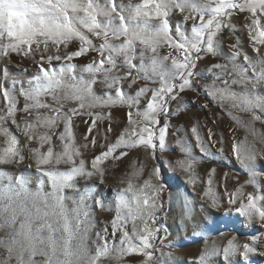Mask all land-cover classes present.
<instances>
[{"label": "snow or ice", "instance_id": "obj_1", "mask_svg": "<svg viewBox=\"0 0 264 264\" xmlns=\"http://www.w3.org/2000/svg\"><path fill=\"white\" fill-rule=\"evenodd\" d=\"M176 10L184 14L183 21L173 25L170 17ZM236 13L249 14L250 24L245 26L256 58L243 53L239 42L233 44L231 73L228 64H212L207 71H219L214 73L213 84L205 85V88L218 103L228 102L233 109L250 113V119L243 123L253 136H257L255 122L264 123V90H261L264 86V48L261 47L264 46V0H141L126 6H118L114 0H104L103 4L100 0H0V60L12 54L28 57L40 53L38 69L27 81V88L22 81L11 77L6 67L2 73L3 80L10 79L11 88L2 90L6 114L0 116V136L5 137L6 146L0 148V165L18 164L25 159L18 137L5 126L10 119L28 142L38 144L30 149L38 184L33 190L23 175L13 177L0 169V230H8L7 239H0V247L7 253L0 264H12L13 260L15 264H101V259L113 252L118 260L124 255L135 254L144 257L141 264H159L154 259L153 242L163 239L159 237L161 231L167 234V229L156 219L158 209L163 207L158 203L159 193L164 188L160 182L163 164L158 163L139 187L134 188L130 180L127 187L116 191V215L111 221V234L113 237L119 234V246L109 245L105 240L102 245H97L94 254L87 244L89 231L94 226L87 201L93 198L95 186L79 191L76 181L98 175L102 182L103 161L127 156L126 149L142 147L154 159H158L157 151L167 150L168 124L157 128L161 124L159 117L173 115L169 110L170 103L177 100L179 93L193 87L195 77L201 75L195 71L197 62L206 54H221L219 34L224 29L236 31L232 21ZM153 19L157 22L152 23ZM189 20L192 21L190 32L185 28ZM90 37H95L99 43H94ZM73 41L78 42V47L67 51ZM165 46L168 52L161 56L160 49ZM61 47L65 50L63 54ZM53 49L55 54H51ZM91 53L96 55L83 66L78 76L77 65L71 61ZM241 56L247 67L236 63ZM53 60L64 63L56 68L52 66ZM248 69H251V76L247 75ZM83 72L89 74L87 80ZM232 74L238 78L229 80L227 77ZM98 78H102L100 83L108 90L103 96L96 95L93 90ZM139 80H151L159 87H149L145 83L134 95H129L128 89ZM219 80H223L222 86L215 83ZM125 82L127 88L123 87ZM18 84L19 95L25 101L20 111L34 114L33 120L18 122L16 119ZM237 84L243 86L242 90H233L232 86ZM44 97H51L52 103L45 102ZM142 99L146 100V106L139 110ZM69 102L76 106L65 110V104ZM116 105H126L137 111L127 113V126L115 143L108 144L105 151L93 158L89 170L83 159H77L80 148L74 144L72 117L86 114L85 110ZM41 109L50 114L41 113ZM87 114H91L90 111ZM229 115L241 123L238 116L231 112ZM102 119L104 116L96 113L85 136L86 141L92 136L93 147L98 144L92 135L93 129ZM61 123L63 131L58 139L62 150L55 151L52 138ZM41 128L46 131L40 133ZM107 131H112L111 126ZM192 132L200 151L208 155L195 127ZM213 135L209 129V141ZM258 138L264 143V133ZM45 145L47 149L43 151ZM117 149H121L118 156ZM182 150L188 155L191 153L190 146L182 145ZM232 151L250 174L246 183L255 184L260 175L256 171L257 158L264 152L257 150L255 142L249 143L247 139L237 142L235 138ZM168 163L170 166L171 162ZM177 163L185 171H191L193 167L191 160ZM62 164L68 167L62 170L59 167ZM144 167L141 164L139 171L132 175H142ZM214 173L215 169H212L210 176ZM45 183L51 186L50 192L44 191ZM208 183L211 185V178ZM66 190L79 194V199H73L75 207L71 212L65 201L72 197L65 195ZM242 190L243 186L229 194V204H235L240 198L235 211L249 224L257 221L264 226V205L260 203L264 197L247 193L245 202ZM96 202L103 206L102 200ZM213 204H216L214 198ZM187 219L190 217L186 216ZM137 221L143 226L139 227ZM129 222L131 231L127 228ZM97 236L102 238L100 233ZM261 244H264L262 237L253 236L251 242L242 246L233 238L223 248V256L227 260L239 254L244 264H251L253 256H264V251L259 250ZM215 254V248L206 250L200 255L199 264H208ZM161 255L165 257L164 264H175L172 253Z\"/></svg>", "mask_w": 264, "mask_h": 264}, {"label": "rangeland", "instance_id": "obj_2", "mask_svg": "<svg viewBox=\"0 0 264 264\" xmlns=\"http://www.w3.org/2000/svg\"><path fill=\"white\" fill-rule=\"evenodd\" d=\"M119 6L121 4L128 5L130 2L134 5L140 3L141 0H114ZM103 4L104 0H100ZM119 10V9H118ZM126 16L128 12L124 13ZM183 15L178 10L174 11L170 17L173 25L183 21ZM248 13H236L232 17L233 23L236 25V31L224 29L219 34L221 41V54L212 56L206 54L197 62L196 72L201 75L195 77L193 87L179 93L177 100L172 101L169 105V110L173 112L170 117H159L161 124H168L167 134L165 137L167 150L164 152H156L154 159L151 153L140 147L126 149L127 156L119 159L109 158L101 164L104 170L103 181L98 175H93L89 179L78 178L76 183L79 191H83L86 187H92L93 198L87 201L90 214L94 221V226L91 227L87 244L92 254L95 253L97 245H102L105 240L109 245L119 246L120 236L117 234L112 236L111 221L116 215V191L127 187L128 182L134 185V188L143 184V181L148 178L149 173L158 166V163L163 164L164 172L161 178V183L164 184L163 190L159 193L158 203L163 207L157 211L156 219L162 223L167 229V234L164 231L159 233V237L154 243V259L159 261V264H164L165 257L161 253H172L175 258V264H199V257L206 250L211 251L216 249V254L211 256L208 264H244L243 258L237 254L229 257L227 260L223 256V248L227 247L228 241L235 238V242L239 245L251 242L253 236L264 238V226L259 222L253 221L249 224L245 217L240 216L235 209L239 207L240 198H237L235 204H229L230 193H235L237 189L243 186V200L247 201V193H253L254 196L264 197V155L259 156L256 162V171L260 173L256 177V183H246L250 179V174L240 162L236 159L232 151L233 140L237 142L247 141L255 142L256 148L260 152H264V143L258 138L260 133H264V123L255 122L254 128L258 135L253 136L243 122L250 119V113L239 112L231 107V104L224 102L218 103L212 96L207 94L208 89L205 85H212L214 82V73L207 71L212 64L221 63L229 65V73H231L230 56L232 52L231 46L239 42V47L243 53H246L253 59L256 58V53L253 51L252 41L249 39L248 28L245 26L250 24L247 18ZM118 22V20H117ZM155 19L152 23H156ZM192 21L189 20L185 24V28L190 32ZM94 43H99L95 37H90ZM78 47V42L73 41L67 51H72ZM264 48V46H261ZM51 48V46H50ZM61 47V54L64 53ZM168 48L162 47L160 55L167 54ZM49 53H45L48 55ZM51 54H55L54 49ZM96 55L91 53L89 56L73 59L71 63L76 64V74L79 76L84 65L88 64L91 57ZM40 53L35 56L24 57L23 55L12 54L10 57L0 60V116L6 114V103L3 99L2 90L11 88L10 79L3 80L2 73L6 67L11 77L22 81L24 87L27 88V81L30 80L38 69ZM47 64V61H44ZM64 61H52V66L59 68ZM170 63V61L168 62ZM241 67H247L243 61V56L236 61ZM87 80L89 74L82 73ZM135 75V73H133ZM248 76H251V69H248ZM229 80L238 78L232 74L227 77ZM93 85V90L96 95L103 96L108 90L100 83ZM158 80V78H156ZM147 83L149 87H159V84H153L151 80H139L137 85L128 89L129 95H134L137 88L144 86ZM219 86L223 85V80L215 81ZM19 87L17 85L16 95L18 97V111L16 119L18 122H23L25 119L33 120L34 114L29 115L20 109L25 103L24 98L19 95ZM127 88V82L123 85ZM233 90H242V85H233ZM264 90V86L262 89ZM45 102L52 103L51 97H44ZM206 105V107H204ZM76 106L69 102L65 104V110L69 107ZM146 106V100H141L139 110H143ZM137 111L136 108L129 109L126 105H116L111 108H93L85 110L86 114L76 115L72 117L74 144L80 148V156L77 159H83L87 169H91V162L95 156H98L102 151L106 150L108 144L115 143L117 138L127 126V113L129 111ZM41 113L50 114L48 110L41 109ZM90 111L91 114H87ZM236 115L240 118L241 123L233 120L231 115ZM99 113L104 116V119L97 121V127L93 129L94 135L98 141L97 146L91 145L92 136L85 140L88 134V129L91 126L95 114ZM257 114H259L257 110ZM5 126L18 137L20 147L25 159L12 165H0V169L7 171L13 177L23 175L29 181V187L35 190L38 184V173L36 172L35 160L32 157L31 148L37 147L36 141L28 142L11 123L9 119ZM111 126L112 131H107ZM197 129V133L205 144L208 150V155L200 151L197 146L196 137L192 132L193 128ZM211 129L214 133L212 140L209 141L208 130ZM40 133L46 129H39ZM63 131V123L56 129V134L52 138V143L55 151L62 150L61 142L58 139L59 133ZM5 137L0 136V148L5 147ZM88 147H83L84 144ZM99 145H104L101 148ZM183 146H190V155L182 150ZM45 145L43 151H46ZM121 149L116 150V155H119ZM181 160H191L193 167L191 171H185L177 163ZM171 162L170 166L169 163ZM143 164V174L136 177L132 173L139 171L140 165ZM62 170L67 168L66 165L59 166ZM215 169V173L211 174V170ZM211 178L212 183L208 181ZM191 181V182H190ZM155 183L156 181L153 180ZM45 192L51 191V186L45 183ZM207 193V195H206ZM66 196L72 197L67 199L65 204L69 211L75 207L73 199H79V194L72 190H66ZM213 198L216 204H213ZM103 201V206H100L96 201ZM264 205V199L260 201ZM186 216L190 219L186 220ZM139 227L143 225L137 221ZM107 228V232L104 229ZM131 231V222L127 225ZM7 229L0 230V239H7ZM97 233L101 234L102 238H98ZM195 233V234H194ZM168 245H172L169 247ZM260 251H264V244L260 245ZM242 251V248H241ZM7 253L3 247H0V260L6 257ZM144 257L140 255H124L119 260L116 259V252L111 253L108 257L101 259V264H141ZM15 264V261H12ZM251 264H264V256L255 255L251 258Z\"/></svg>", "mask_w": 264, "mask_h": 264}]
</instances>
